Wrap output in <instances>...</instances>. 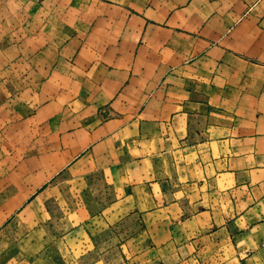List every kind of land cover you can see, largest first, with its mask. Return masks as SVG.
<instances>
[{
  "label": "crops",
  "instance_id": "1",
  "mask_svg": "<svg viewBox=\"0 0 264 264\" xmlns=\"http://www.w3.org/2000/svg\"><path fill=\"white\" fill-rule=\"evenodd\" d=\"M0 264H264V0H0Z\"/></svg>",
  "mask_w": 264,
  "mask_h": 264
}]
</instances>
